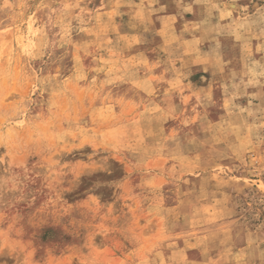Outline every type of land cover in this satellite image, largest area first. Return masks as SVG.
<instances>
[{
  "label": "rangeland",
  "instance_id": "rangeland-1",
  "mask_svg": "<svg viewBox=\"0 0 264 264\" xmlns=\"http://www.w3.org/2000/svg\"><path fill=\"white\" fill-rule=\"evenodd\" d=\"M0 264H264V0H0Z\"/></svg>",
  "mask_w": 264,
  "mask_h": 264
}]
</instances>
